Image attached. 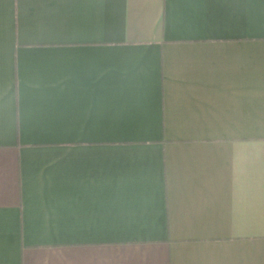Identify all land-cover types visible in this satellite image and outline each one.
<instances>
[{"label":"crops","instance_id":"obj_1","mask_svg":"<svg viewBox=\"0 0 264 264\" xmlns=\"http://www.w3.org/2000/svg\"><path fill=\"white\" fill-rule=\"evenodd\" d=\"M0 264H264V0H0Z\"/></svg>","mask_w":264,"mask_h":264}]
</instances>
